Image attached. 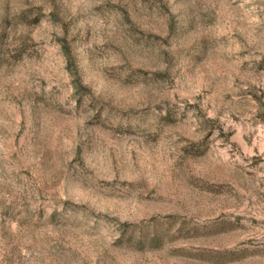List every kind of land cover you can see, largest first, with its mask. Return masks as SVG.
<instances>
[{"label": "rangeland", "instance_id": "374dc122", "mask_svg": "<svg viewBox=\"0 0 264 264\" xmlns=\"http://www.w3.org/2000/svg\"><path fill=\"white\" fill-rule=\"evenodd\" d=\"M0 264H264V0H0Z\"/></svg>", "mask_w": 264, "mask_h": 264}]
</instances>
